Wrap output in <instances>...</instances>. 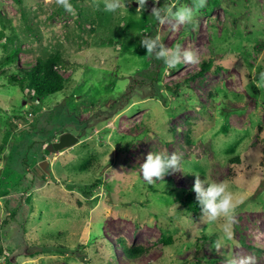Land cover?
I'll return each instance as SVG.
<instances>
[{
	"label": "rangeland",
	"instance_id": "rangeland-1",
	"mask_svg": "<svg viewBox=\"0 0 264 264\" xmlns=\"http://www.w3.org/2000/svg\"><path fill=\"white\" fill-rule=\"evenodd\" d=\"M69 2L0 0V169L30 173L0 191V264H264V0H207L174 31L150 15L154 0L140 11L122 0L115 12ZM157 35L198 61L162 60L154 84L141 40ZM54 54L65 90L38 99L12 80ZM210 60L204 78L191 77ZM63 134L77 144L47 154ZM149 152L179 154L171 184L143 179ZM195 176L229 182L239 201L231 239L223 219L181 211Z\"/></svg>",
	"mask_w": 264,
	"mask_h": 264
},
{
	"label": "clouds",
	"instance_id": "clouds-1",
	"mask_svg": "<svg viewBox=\"0 0 264 264\" xmlns=\"http://www.w3.org/2000/svg\"><path fill=\"white\" fill-rule=\"evenodd\" d=\"M57 4L63 6L66 10L71 11L72 6L69 0H56ZM139 7L137 11L144 8L147 0H136ZM104 10L107 12H115L126 4L122 0H103ZM158 0H154V4ZM207 0H193L191 6L182 5L173 11L172 7L162 8L153 7L151 15L160 24L168 23L174 31L179 25L192 23L195 14L200 9L206 6ZM174 21V23H173ZM141 46L146 48L147 54L153 56L157 60H163L165 65L171 69L181 61L186 63H196L198 55L191 47L184 48L180 44H176L169 48L166 46L159 35L155 37L145 36L141 40ZM179 154L173 152H149L145 161L140 165L143 179L148 183H154L155 180L164 179L169 172L179 171ZM193 191L195 199L198 202L201 210V222H217L223 219L222 231L228 238H232V225L235 223V208L239 201L235 194L230 190V185L227 180L223 181H208L201 180L200 176H195ZM217 250L220 248L219 241L217 242Z\"/></svg>",
	"mask_w": 264,
	"mask_h": 264
},
{
	"label": "trees",
	"instance_id": "trees-1",
	"mask_svg": "<svg viewBox=\"0 0 264 264\" xmlns=\"http://www.w3.org/2000/svg\"><path fill=\"white\" fill-rule=\"evenodd\" d=\"M169 4H170V1L159 0V2L155 5V7L167 8L169 7ZM175 10L176 8L173 9V11ZM149 13L151 15V10ZM152 17L155 19L154 16ZM19 53H20V48L15 49L13 54L7 57V61H10L11 59L18 57ZM64 62L65 61L63 60L62 56H60L59 54H54V55L49 56L46 59H38L36 63L30 66L29 68H22L18 66L17 73L12 74L11 77H12V80H14V82H18L21 87L24 88L26 87L25 85L29 86L32 92H34L36 98L43 99L45 97H48L53 94H57L66 89L67 79L62 74L59 68L61 65H63ZM213 65L214 64L212 60L208 62H203L202 69L191 77L196 78V79L204 78V74L207 71L211 70ZM161 68H162V60H157L154 58L152 61L153 75L151 77V80L154 82V84L159 83L158 75H159V70ZM218 69H221V68L219 67ZM254 91L256 92V90ZM236 161H240L239 156L234 157L233 159L230 160L231 163H235ZM26 164L28 165V163ZM4 171L7 174L5 179H3ZM171 173L172 172L170 171L169 174L165 175L162 181L168 184L169 183L171 184L174 181ZM28 174L30 173L28 170H26V173L22 175H19V174L15 175V172L11 168L6 167L5 169H3L2 176L0 177V191L1 190L4 191L5 185L7 184L15 186V187H21L20 183L23 182V179L27 178ZM32 179L33 181L35 180V178H32ZM46 182L47 181L44 180V183ZM193 186L194 184H191L189 186V189L185 188L183 190V196L181 199H179V204H180L181 211H184L185 213H188V214H192L194 216H198L201 210H200V206L198 205V202L195 199L196 194L192 190ZM124 248L126 251H128L126 253L130 257H136L139 251L138 249H134L132 250V252H130V250H128L125 246ZM40 249L42 251L53 250V248L50 245H44ZM5 250H6L5 248H2L0 246V259L2 256L5 255ZM33 254H39V250L37 252H34ZM232 264H236V263L232 262Z\"/></svg>",
	"mask_w": 264,
	"mask_h": 264
},
{
	"label": "water",
	"instance_id": "water-1",
	"mask_svg": "<svg viewBox=\"0 0 264 264\" xmlns=\"http://www.w3.org/2000/svg\"><path fill=\"white\" fill-rule=\"evenodd\" d=\"M78 139L74 138L70 134H63L59 140L52 142L49 144L45 151L47 154L54 153V152H60L65 150L66 148L73 147L75 144H77ZM40 167L43 168L47 173H49V161L44 160L41 162ZM2 174V170L0 169V176Z\"/></svg>",
	"mask_w": 264,
	"mask_h": 264
},
{
	"label": "built area",
	"instance_id": "built-area-1",
	"mask_svg": "<svg viewBox=\"0 0 264 264\" xmlns=\"http://www.w3.org/2000/svg\"><path fill=\"white\" fill-rule=\"evenodd\" d=\"M29 116H32L31 114H29Z\"/></svg>",
	"mask_w": 264,
	"mask_h": 264
}]
</instances>
